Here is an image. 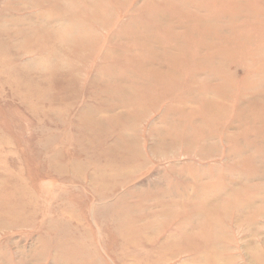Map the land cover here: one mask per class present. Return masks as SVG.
<instances>
[{
    "label": "rangeland",
    "instance_id": "374dc122",
    "mask_svg": "<svg viewBox=\"0 0 264 264\" xmlns=\"http://www.w3.org/2000/svg\"><path fill=\"white\" fill-rule=\"evenodd\" d=\"M0 264H264V0H0Z\"/></svg>",
    "mask_w": 264,
    "mask_h": 264
},
{
    "label": "bare ground",
    "instance_id": "6f19581e",
    "mask_svg": "<svg viewBox=\"0 0 264 264\" xmlns=\"http://www.w3.org/2000/svg\"><path fill=\"white\" fill-rule=\"evenodd\" d=\"M147 49V48H146ZM209 61V60H208ZM147 64V63H146ZM145 65V64H144ZM141 66H142V64H141ZM147 66V65H146ZM144 67V66H143ZM162 78V77H161ZM163 81H164V79H163ZM152 83V82H151ZM165 83H167V81L165 82ZM153 84V83H152ZM160 84V83H159ZM162 84V83H161ZM98 123V122H97ZM104 123V122H103ZM96 124V123H95ZM185 137V136H184ZM180 138V137H179ZM179 138H178V141H179ZM186 138V137H185ZM184 140V139H183ZM182 142V141H181ZM187 144V143H186Z\"/></svg>",
    "mask_w": 264,
    "mask_h": 264
}]
</instances>
